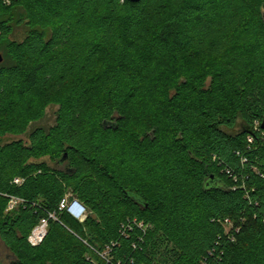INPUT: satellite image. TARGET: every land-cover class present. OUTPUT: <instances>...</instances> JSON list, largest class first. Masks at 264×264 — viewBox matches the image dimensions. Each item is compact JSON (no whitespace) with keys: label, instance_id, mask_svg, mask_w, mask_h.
Here are the masks:
<instances>
[{"label":"trees","instance_id":"obj_1","mask_svg":"<svg viewBox=\"0 0 264 264\" xmlns=\"http://www.w3.org/2000/svg\"><path fill=\"white\" fill-rule=\"evenodd\" d=\"M8 1L9 264H264V0ZM48 108L54 125L29 132ZM68 195L84 222L59 210Z\"/></svg>","mask_w":264,"mask_h":264},{"label":"built area","instance_id":"obj_2","mask_svg":"<svg viewBox=\"0 0 264 264\" xmlns=\"http://www.w3.org/2000/svg\"><path fill=\"white\" fill-rule=\"evenodd\" d=\"M6 3L8 0H4ZM14 182L16 184H21V179H15ZM20 202V200L16 198H12L8 205V211L13 210ZM59 210L62 212H66L73 219L84 222L87 218L88 211L86 207L79 202L77 199H71L70 196H66L61 200L59 205ZM49 219L57 220L55 214H50L49 218L42 219L39 224L32 230L30 236L28 237V242L31 246L37 247L42 244L45 237L48 233Z\"/></svg>","mask_w":264,"mask_h":264},{"label":"rangeland","instance_id":"obj_3","mask_svg":"<svg viewBox=\"0 0 264 264\" xmlns=\"http://www.w3.org/2000/svg\"><path fill=\"white\" fill-rule=\"evenodd\" d=\"M12 25H13L14 31H13V34L10 37V39L11 40H15V41H22L25 38L26 34H27V28H26L25 24L20 23V17H19V12L18 11L15 14V20H14ZM5 47L6 46L4 44L0 45V55H2L4 57H6ZM55 112H56V108H48L45 118L40 123L34 124L30 128L29 132H32L36 128L48 129L49 127L53 126L54 123H55V118H56ZM19 139H22V140L28 142L29 134H26V135H23V136H18V137H16V136H7L3 140H4V142H11V141H14V140H19ZM226 230L228 232L233 230L231 224L226 227ZM10 258L11 257H10V254H9L8 250L5 248V246L0 241V263L1 264H9Z\"/></svg>","mask_w":264,"mask_h":264},{"label":"water","instance_id":"obj_4","mask_svg":"<svg viewBox=\"0 0 264 264\" xmlns=\"http://www.w3.org/2000/svg\"><path fill=\"white\" fill-rule=\"evenodd\" d=\"M127 1H130V2H134V3H138L140 2L141 0H127ZM3 62V56L0 55V64ZM263 128H264V123H263Z\"/></svg>","mask_w":264,"mask_h":264}]
</instances>
